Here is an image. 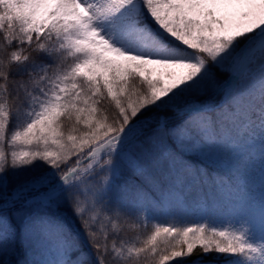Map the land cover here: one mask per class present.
Wrapping results in <instances>:
<instances>
[{"label":"snow or ice","instance_id":"1","mask_svg":"<svg viewBox=\"0 0 264 264\" xmlns=\"http://www.w3.org/2000/svg\"><path fill=\"white\" fill-rule=\"evenodd\" d=\"M255 148L264 0H0V264H264V201L184 212Z\"/></svg>","mask_w":264,"mask_h":264},{"label":"trees","instance_id":"2","mask_svg":"<svg viewBox=\"0 0 264 264\" xmlns=\"http://www.w3.org/2000/svg\"><path fill=\"white\" fill-rule=\"evenodd\" d=\"M248 151L253 152V158L248 159L246 154L240 155L236 157V163L239 165H247L246 168L241 167V174L247 177L246 183L250 189L251 198L256 201V208L249 209L245 207L238 202L239 197L236 194H229L227 189L216 190L211 186H207L203 189H197V191L200 192L201 204L206 207L207 213L210 217L214 219H222L228 215L257 211L261 207V202L264 201V171H262L261 157L258 148L244 150L245 153ZM220 171L221 174H223L226 170L221 169ZM130 175L131 174L125 170L119 182L123 183L125 180H128ZM195 196L196 193L192 195V197ZM205 196H207L206 204L203 202ZM186 206L188 207L184 208V212L187 216L192 218L191 215H195L198 212L199 207L192 204H186ZM151 211L158 213L161 211V208H153ZM9 258L13 261V264H16L17 261L24 258L23 250L18 246L16 254Z\"/></svg>","mask_w":264,"mask_h":264}]
</instances>
